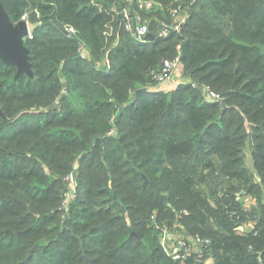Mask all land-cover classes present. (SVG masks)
Instances as JSON below:
<instances>
[{"label":"trees","instance_id":"obj_1","mask_svg":"<svg viewBox=\"0 0 264 264\" xmlns=\"http://www.w3.org/2000/svg\"><path fill=\"white\" fill-rule=\"evenodd\" d=\"M1 1L33 77L0 59V264H264V0H145V42L123 0ZM177 57L187 82L155 89ZM167 227L200 252L170 256Z\"/></svg>","mask_w":264,"mask_h":264},{"label":"built area","instance_id":"obj_2","mask_svg":"<svg viewBox=\"0 0 264 264\" xmlns=\"http://www.w3.org/2000/svg\"><path fill=\"white\" fill-rule=\"evenodd\" d=\"M125 2L124 5L120 7V16L122 17V21L124 23L125 29L128 33H130L137 41L139 42H145L147 35L150 33L149 26L143 19L141 15H138L134 13L133 7L134 4L139 5L140 8L147 7V8H153L157 7V4L153 1H145V0H123ZM172 17L174 20V23L172 26L163 28L159 33L160 38H167L172 32H180L181 27L183 24H185L187 20L186 12L183 10V8L176 7L172 10ZM67 34L70 36H75L76 31L74 28L67 27L66 29ZM29 38H32L31 31L29 33ZM80 56L82 59H87V48L85 44H81L79 48ZM180 64V58L177 57L176 59L172 61H166L162 67V70L157 73L154 76V82L158 85H162L169 81L174 73L178 70ZM207 93L214 101H221L220 95L213 92L210 88L206 87ZM204 90V91H205ZM110 134H115L114 130ZM77 175L78 170L75 168V170L71 171L64 179L65 184L68 186L69 191L67 192V195L72 196L74 198V191L77 185ZM73 189V190H71ZM73 193V195H72ZM65 195V198L66 196ZM65 201V200H64ZM69 201L67 203L63 202V206L67 207L65 212L66 214L69 212ZM162 233V246L164 249L168 252L170 256H173L175 259L183 258V251H186L190 253L191 249L189 248V244L187 241L181 237L179 234L175 232V230L170 228H158ZM237 230L244 232V229L242 226H239ZM172 244L171 247H169V244ZM198 243H202L203 241L200 239H197ZM205 244L208 243V241H204ZM196 252L198 248L195 247Z\"/></svg>","mask_w":264,"mask_h":264},{"label":"water","instance_id":"obj_3","mask_svg":"<svg viewBox=\"0 0 264 264\" xmlns=\"http://www.w3.org/2000/svg\"><path fill=\"white\" fill-rule=\"evenodd\" d=\"M64 34L67 32L62 29ZM29 23L23 19L18 24H14L5 7L0 0V59L8 66L18 69L16 79L22 75L33 77L32 66L30 64L29 50L25 45V40L29 37ZM155 37L149 33L145 41L153 40ZM225 106L224 100L221 107Z\"/></svg>","mask_w":264,"mask_h":264},{"label":"rangeland","instance_id":"obj_4","mask_svg":"<svg viewBox=\"0 0 264 264\" xmlns=\"http://www.w3.org/2000/svg\"><path fill=\"white\" fill-rule=\"evenodd\" d=\"M133 7V6H132ZM135 7H138L139 8V12H137V11H135L134 10V8H133V11H134V13H136V14H138V15H141L142 17H143V19H145L146 21L148 20L147 18H146V16L144 17V15L143 14H141L142 12H149V11H152V10H154L156 7H153V8H147V7H143V8H140V6L139 5H135ZM141 11V12H140ZM186 12V11H185ZM146 13V14H147ZM188 15V13L186 12V16ZM173 23H174V20H172L171 21V23L169 24V26H172L173 25ZM29 27H30V31L32 32V25H29ZM67 32V31H66ZM187 82V79L185 80V77H184V75H183V69H182V66H180V68L174 73V75H173V77L169 80V81H167L166 83H164V84H162V85H158L157 87H155V89H157L158 88V90L161 88V87H163V86H168V85H170L171 83V86L168 88V87H165V88H161L160 90H163L164 92H172L173 90H175L180 84H184V83H186ZM221 98V97H220ZM222 101V100H221ZM77 178V177H76ZM67 186V185H66ZM68 187V186H67ZM68 190H69V188H68ZM71 190H73V189H71ZM72 195H73V193H72ZM72 200H73V198H72V196H70V195H67L66 196V198H65V201H64V203H67L68 201H69V203H68V205L70 206V204H71V202H72ZM249 199H247V201H248ZM63 205V204H62ZM251 205V202H248L247 203V207L248 206H250ZM63 207V209L64 210H66V208L67 207H64V206H62ZM242 228L244 229V231H245V227H243L242 226ZM174 230H175V232L177 233V234H181V232L182 231H179V230H177V229H175V228H173ZM248 229L250 230V229H252V225H249V227H248ZM189 248L191 249V251H190V253H195L196 252V250H195V247L193 246V245H190L189 244Z\"/></svg>","mask_w":264,"mask_h":264},{"label":"crops","instance_id":"obj_5","mask_svg":"<svg viewBox=\"0 0 264 264\" xmlns=\"http://www.w3.org/2000/svg\"><path fill=\"white\" fill-rule=\"evenodd\" d=\"M171 84H172V83H171ZM171 84L168 85V86L165 85V86H163V87H161V88H165V87H168V88H169V87L171 86ZM161 88H160V89H161ZM160 89H159V90H160ZM160 91H163V90H160ZM163 92H164V91H163ZM171 246H172V244H171V242H170L169 247H171Z\"/></svg>","mask_w":264,"mask_h":264}]
</instances>
